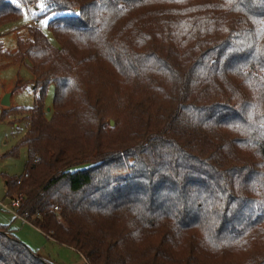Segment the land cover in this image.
Masks as SVG:
<instances>
[{
  "label": "trees",
  "instance_id": "1",
  "mask_svg": "<svg viewBox=\"0 0 264 264\" xmlns=\"http://www.w3.org/2000/svg\"><path fill=\"white\" fill-rule=\"evenodd\" d=\"M21 1L73 14L0 38L35 77L16 213L89 264H264V0ZM0 264L50 263L0 225Z\"/></svg>",
  "mask_w": 264,
  "mask_h": 264
},
{
  "label": "rangeland",
  "instance_id": "2",
  "mask_svg": "<svg viewBox=\"0 0 264 264\" xmlns=\"http://www.w3.org/2000/svg\"><path fill=\"white\" fill-rule=\"evenodd\" d=\"M11 1L20 3L23 14L18 21L0 26V38L8 50H14L15 37L22 33L26 26L32 25L34 19L37 21L35 26L48 36L53 45H58L48 29V23L58 16L70 15L73 12L47 11L42 5L31 7L26 6L21 0ZM34 87L35 77L28 61L12 63L7 58H0V118L5 116L4 120H0V225L8 227L18 239L50 264H85L87 260L80 253L71 247L55 243L32 224L17 216L13 210H7L1 205L2 202L10 204L11 201L6 194V176L23 175L27 163V149L24 146L18 149L17 155L8 154L25 135L28 123L26 113L19 114L11 109L31 107L35 99ZM7 93L10 94L12 103L10 107L2 104ZM54 95V85H50L44 100L45 114L48 118L52 114ZM114 126L115 121L110 127Z\"/></svg>",
  "mask_w": 264,
  "mask_h": 264
},
{
  "label": "built area",
  "instance_id": "3",
  "mask_svg": "<svg viewBox=\"0 0 264 264\" xmlns=\"http://www.w3.org/2000/svg\"><path fill=\"white\" fill-rule=\"evenodd\" d=\"M33 16L35 17L36 15H33ZM33 24L37 25V21L35 19L33 21ZM10 200H11L10 204L2 202L1 205H2L3 208H5L7 210H13L14 213L17 214L16 213V208L19 205V200L16 197L10 198ZM85 264H89V263L87 261H85Z\"/></svg>",
  "mask_w": 264,
  "mask_h": 264
},
{
  "label": "water",
  "instance_id": "4",
  "mask_svg": "<svg viewBox=\"0 0 264 264\" xmlns=\"http://www.w3.org/2000/svg\"><path fill=\"white\" fill-rule=\"evenodd\" d=\"M2 104L5 106H9L10 105V94H6L3 98ZM110 125L113 126L114 125V120H110Z\"/></svg>",
  "mask_w": 264,
  "mask_h": 264
},
{
  "label": "crops",
  "instance_id": "5",
  "mask_svg": "<svg viewBox=\"0 0 264 264\" xmlns=\"http://www.w3.org/2000/svg\"><path fill=\"white\" fill-rule=\"evenodd\" d=\"M12 105V103H11V99H10V105H9V107ZM17 216H18V214H16ZM20 217V216H19ZM21 218V217H20ZM21 219H23V218H21ZM24 220V219H23ZM55 242V241H54ZM55 243H57V242H55Z\"/></svg>",
  "mask_w": 264,
  "mask_h": 264
}]
</instances>
